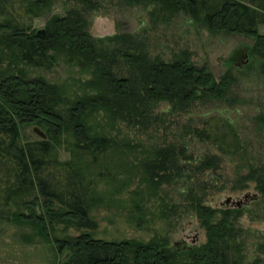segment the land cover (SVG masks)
<instances>
[{
  "label": "trees",
  "instance_id": "1",
  "mask_svg": "<svg viewBox=\"0 0 264 264\" xmlns=\"http://www.w3.org/2000/svg\"><path fill=\"white\" fill-rule=\"evenodd\" d=\"M57 1L0 0V222L30 228L34 236L55 243L58 253L68 254L54 264H243L242 231L231 221L239 211L206 206L196 193L193 197V188L186 198L205 231L203 245L175 249L158 235L147 242L95 238L92 211L113 204V196L123 193L135 176L148 196L189 177L181 164L188 159L183 147L154 146L136 157L144 146L120 137L119 125L145 132L157 120L155 110L161 103L172 113L186 114L198 101H223L232 76L226 72L216 80L207 66L194 65L187 51L167 61L152 56L144 36L93 38L87 14L105 0H68L72 6L63 15L52 14ZM107 1L151 6L150 16L163 23L183 14L210 33L248 38L253 41L250 54L260 58L264 74V34L259 32L264 0ZM43 16L41 35L33 22ZM59 62L88 74L79 81L80 93L70 95L64 85L30 76L35 70L48 72ZM202 125L186 131L222 156H238L243 150L229 121L209 117ZM28 126L38 127L46 139H23L22 129ZM62 148L68 160L59 159ZM115 156L119 161H105ZM220 161L217 155L207 156L196 170H214ZM247 181L255 183L264 200V168L250 166L241 179ZM102 182L111 187L107 193L97 189ZM130 194L140 195L136 189ZM162 207L165 217L167 205ZM132 209L142 214L135 198ZM60 226L65 233L56 237Z\"/></svg>",
  "mask_w": 264,
  "mask_h": 264
},
{
  "label": "rangeland",
  "instance_id": "2",
  "mask_svg": "<svg viewBox=\"0 0 264 264\" xmlns=\"http://www.w3.org/2000/svg\"><path fill=\"white\" fill-rule=\"evenodd\" d=\"M100 5L98 10L87 14L88 32L93 38L123 33L144 36L152 56H160L167 61L187 51L192 63L198 67L207 66L216 80L230 72L232 84L225 100L198 101L186 114L172 113L164 103L157 105V120L145 132L119 125L120 137H128L144 146L138 149L136 157L144 156L143 149L154 146L174 143L183 147L188 159L181 164L186 166L187 174L184 176L189 177L179 182L175 180L172 185H163L156 196H148L145 184L139 183L138 175L135 176L127 191L113 196V204L92 211L91 216L97 223L95 238L147 242L158 235L167 238L169 247L177 244L181 249V244L185 243L191 249L203 245L205 231L186 198L188 189L193 188V197L196 193L204 205L217 210L239 211L237 219L231 221L242 231L239 239L243 264H264V200L254 182H241L250 166L264 168V74L259 68L260 58L250 54L253 41L242 36L210 33L183 14L163 23L150 16L151 6L132 8L107 0ZM71 6L68 0H58L52 14L63 15ZM45 20L44 16L35 19L33 27L37 31L42 30ZM259 32L264 34V25L259 27ZM30 76H40L49 83L64 85L70 95L77 91L80 93L79 81L89 77L78 68L62 62L48 72L32 71ZM209 117H221L233 125L243 148L238 156H222L213 146L192 138L186 131L188 128H201L202 122ZM34 128L39 129L36 126L23 128V139H41ZM212 155L221 157L214 170H196L199 162ZM69 158V153L62 148L59 159L65 161ZM107 160L119 161L116 156ZM124 176L122 173L119 178ZM110 188L104 182L97 187L101 194ZM134 189L139 191V196L130 194ZM133 198L141 205L142 214L132 209ZM163 205H167L165 217L161 216ZM138 214L141 215L140 225L136 222ZM66 232L70 236L76 235L73 230ZM64 233L60 226L54 235L63 237ZM57 249L55 243L34 236L30 228H17L0 222V264H54L68 257L65 251L58 253Z\"/></svg>",
  "mask_w": 264,
  "mask_h": 264
},
{
  "label": "water",
  "instance_id": "3",
  "mask_svg": "<svg viewBox=\"0 0 264 264\" xmlns=\"http://www.w3.org/2000/svg\"><path fill=\"white\" fill-rule=\"evenodd\" d=\"M37 34H41V35H44V30L42 29V30H38L37 31ZM33 131L36 133V135H38L42 140H45L46 139V136H45V134L42 132V131H40L39 129H37V128H34L33 129ZM178 245L177 244H174L173 245V247L175 248V249H180V248H178L177 247ZM181 249H190V246L189 245H187V244H181ZM66 258V257H65Z\"/></svg>",
  "mask_w": 264,
  "mask_h": 264
}]
</instances>
